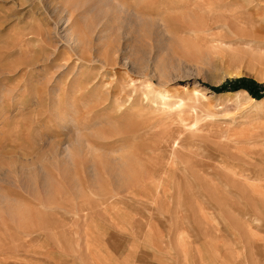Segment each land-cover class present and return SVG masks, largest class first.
Returning a JSON list of instances; mask_svg holds the SVG:
<instances>
[{"label":"rangeland","instance_id":"1","mask_svg":"<svg viewBox=\"0 0 264 264\" xmlns=\"http://www.w3.org/2000/svg\"><path fill=\"white\" fill-rule=\"evenodd\" d=\"M239 79L264 0H0V264H264Z\"/></svg>","mask_w":264,"mask_h":264},{"label":"trees","instance_id":"2","mask_svg":"<svg viewBox=\"0 0 264 264\" xmlns=\"http://www.w3.org/2000/svg\"><path fill=\"white\" fill-rule=\"evenodd\" d=\"M244 88L246 89L254 98L262 99L264 98L263 86L252 80L239 79L235 81L231 86H222L221 88H216L218 91H225L227 89L237 90Z\"/></svg>","mask_w":264,"mask_h":264},{"label":"bare ground","instance_id":"3","mask_svg":"<svg viewBox=\"0 0 264 264\" xmlns=\"http://www.w3.org/2000/svg\"><path fill=\"white\" fill-rule=\"evenodd\" d=\"M148 75V74H147ZM154 88V87H153ZM156 89V88H155ZM135 91V90H134ZM157 91V90H156ZM154 96H156V97H158L157 99H159V101L162 103V107H165V108H170L171 106H173V102H174V104H175V102L177 103V101L175 100H173V99H171V98H169V99H167V98H165V97H167L165 94H163V93H161V92H156L155 94H154ZM140 98L141 97H137L136 96V98L135 97H133V98H131L130 100H133L134 101V103L135 102H137V101H139L140 100ZM142 98H145V100L147 101V103H149V100H150V96H149V94L147 93V92H145V93H143V97ZM159 101H157V102H159ZM131 102V101H130ZM140 102H141V100H140ZM145 102V101H144ZM131 104V103H130ZM151 105V107H153V106H156L157 108H159V106H161V105H159L158 103L157 104H154V103H151L150 104ZM154 108V107H153ZM178 121H181V122H186V118L185 117H179V120Z\"/></svg>","mask_w":264,"mask_h":264}]
</instances>
